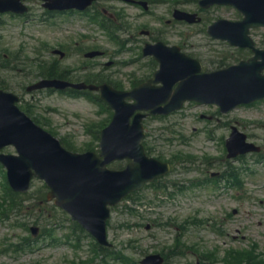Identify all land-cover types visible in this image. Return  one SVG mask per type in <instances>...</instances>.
<instances>
[{"label":"rangeland","instance_id":"rangeland-1","mask_svg":"<svg viewBox=\"0 0 264 264\" xmlns=\"http://www.w3.org/2000/svg\"><path fill=\"white\" fill-rule=\"evenodd\" d=\"M33 4L37 15L42 13L40 5ZM115 4L126 11L124 17L128 23L127 33L132 39L128 43L131 50L122 53L115 51L116 42L110 39L105 31L88 21L80 23L76 19L62 18L58 20L59 22L63 21L61 26L54 27L43 24L39 20L25 21L20 17L9 15L0 17V50L8 59H15L13 64L20 70L24 67L23 65L29 64L23 62L24 57L33 60L42 57L43 52L46 57H49L46 50L51 45L52 49L60 36L76 38L79 32H85L88 35L87 42H97L103 47H109L110 51L118 53L116 57L105 56L85 62L86 60L82 56L74 55L63 59L62 64L69 65L71 63L76 67L79 66L77 74L82 73L84 64L86 69L91 67L109 75L112 80H124L123 85L128 87L130 77H140L146 71L139 70V63L124 65L131 61L130 59L137 57V51H135L137 46L135 45L145 38L151 40L154 39L153 36H158L169 43L183 41L190 50L200 56L208 67L216 66L221 62H233L240 54L229 45L207 37L203 30L204 24L188 25L179 24L176 21L168 23L175 7L187 10L197 9V4L192 0H157L151 2L148 11L121 1L115 2ZM203 15L206 19L213 20L218 16L236 17L237 12L232 7L220 6L204 11ZM70 26L75 28L74 33L70 32ZM143 29L150 30L151 34L144 35V38L141 33ZM122 36L125 37V34ZM112 59L117 63L115 66L104 67V64L101 66V62ZM122 61L124 63H121ZM132 72L134 74L130 76ZM31 73L27 69L24 75ZM0 79L7 80L10 85L20 87L17 84L18 79L13 77L9 71H1ZM25 98L35 105L36 114L43 115V118L47 117L44 120L51 122L58 131L59 137L67 136L79 147L87 145L90 141H95L93 136L96 126L94 124L100 123L105 116L101 107L95 103L86 98H70L48 91L26 95ZM200 114L212 115L214 119L212 121L202 118L199 116ZM236 122L241 124V127L250 135L251 140L261 143L264 147V101L253 106H241L228 114L220 113L214 105L188 103L181 112L167 120H149L147 129L152 133L155 131L153 137L159 138L155 148L166 157L188 154L186 157L182 155L183 159H187L185 163L191 166L208 165V169L213 172L222 169L227 163L225 141L229 136L231 125ZM174 128L180 130L183 135L174 138L170 134ZM165 137L173 139L167 141ZM6 151L11 152L13 149L7 148ZM206 158L209 159L208 163L204 162ZM182 161V159L179 160V167ZM234 163L232 162L229 166H234ZM244 163L247 168L244 176L245 195L242 192H237L236 189H227L224 184L226 181L223 182L222 187H220L221 185L213 186L212 190H208L204 185L192 192L188 190L186 193L170 189L173 195L160 190L158 197L155 196L156 190L148 187L141 195L142 199L145 198L143 203L133 206L138 208L139 213L145 215L146 218H155L157 222L161 220V225H151V228L147 230L148 222L142 221V216H133L132 213L118 208L113 212L111 218L110 239L116 244L118 250H123L126 255L136 259H141L147 253L170 247L174 243L175 237L180 234L184 235L183 239L188 244L199 247V253L209 251L216 246L221 248L248 246L252 247L255 254H264V160L249 155ZM237 164L234 166L237 170L239 167H243L240 163L237 162ZM199 172L191 170L186 173L188 174L186 176L194 177ZM184 177L179 169L169 176L171 180L179 182ZM2 180L3 172L0 169V196L4 197L6 191H4ZM46 207L45 214L48 219H45L43 225L57 223L52 229V235H37L30 247H23L19 251H15L14 247L10 245L18 241L25 245L26 241L22 238L26 236V233L17 221L0 219V264H65L74 259L79 261L92 256L91 239L81 236L76 241L69 240L68 236L75 233L68 227L71 226L70 221L50 204H46ZM234 209H238V213L235 214ZM21 218L26 217L23 214ZM195 219L198 222H192ZM207 219L216 221L218 227L212 228L209 225L200 226L197 224L200 221L206 223ZM190 223H195L194 227H191ZM199 259V255L197 257L181 256L172 259L171 264H194ZM95 260V262L89 261L87 264H122L114 258L98 256ZM200 264L202 263L200 262Z\"/></svg>","mask_w":264,"mask_h":264},{"label":"water","instance_id":"water-1","mask_svg":"<svg viewBox=\"0 0 264 264\" xmlns=\"http://www.w3.org/2000/svg\"><path fill=\"white\" fill-rule=\"evenodd\" d=\"M3 1L0 0V8L5 4L7 8L17 6L18 0ZM207 2L235 4L244 12L245 20L248 22L264 19V13L254 9L257 5L256 0H207ZM263 21L254 22L260 24ZM225 23L230 27L235 25L230 22L219 24ZM213 30L219 29L214 27ZM225 35L229 36V31L226 30ZM198 70V67L187 62L184 66L164 59L162 69L156 77L131 94H113L110 89L103 88V95L112 102L117 111L115 120L102 134L104 159L91 152L73 154L67 151L57 139L40 128L33 129L20 115L25 123L0 122V146L13 142L22 154L20 158L7 161L11 182L18 189H26L33 175L31 169L34 168L36 175L44 177L52 187L49 196L56 197L58 204L69 210L99 241L106 243L105 221L109 216L107 205L116 203L130 190L169 169L168 164L146 157L140 144L143 137L144 115L138 113L133 123H130L135 110L151 107L153 113H167L179 108L186 99H196L217 102L226 111L241 102L264 96V84L256 80L258 67L254 72L247 65L241 64L206 75H197ZM158 80L166 81V85L153 88L150 83ZM178 80H181V84L174 89V84ZM49 82L44 80L37 85L42 86ZM126 95L135 97L137 102L127 104L124 101ZM163 103L166 105L162 106ZM1 111L12 112L10 109H0V117ZM233 142L232 139L229 147L232 154H236L239 146ZM232 143L235 147L231 145ZM247 150L248 148H245L242 151ZM123 157L132 158V163L126 170L112 171L106 168L110 161Z\"/></svg>","mask_w":264,"mask_h":264},{"label":"trees","instance_id":"trees-1","mask_svg":"<svg viewBox=\"0 0 264 264\" xmlns=\"http://www.w3.org/2000/svg\"><path fill=\"white\" fill-rule=\"evenodd\" d=\"M70 146V145H69Z\"/></svg>","mask_w":264,"mask_h":264}]
</instances>
